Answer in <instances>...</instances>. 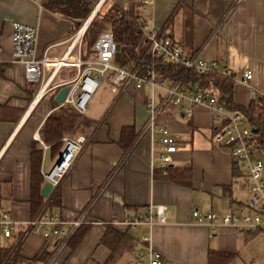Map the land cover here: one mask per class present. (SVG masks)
<instances>
[{"label": "crops", "instance_id": "obj_1", "mask_svg": "<svg viewBox=\"0 0 264 264\" xmlns=\"http://www.w3.org/2000/svg\"><path fill=\"white\" fill-rule=\"evenodd\" d=\"M45 1L0 0V212H7L17 224L11 235L17 239L20 256L16 264H45L49 259L50 264H134V241L141 235H149L151 247L161 255L160 264H207L209 251L230 254L225 264H264V231L221 224L210 231L204 224L192 223L194 209L220 217L228 210L245 211L250 198L241 170L227 151L212 141L215 124L204 106L194 108L189 117L168 106L157 120L176 141L169 166L190 168L186 183L164 176L151 163L155 156L151 139L156 134L138 135L147 119L145 102L150 96L157 101L161 88L151 92L146 85L129 87L115 95L106 81L108 93L99 102H89L81 115L87 126L80 152L58 186L45 198L40 196L43 204L32 212L28 201L30 147L33 143L40 151V175L51 165L56 150L41 141L39 131L46 117L60 106L53 103L60 87L36 97L37 86L26 83L22 66L11 61L10 24L18 22L36 30L34 53L37 57L44 54L50 83L68 82L77 71L72 64L75 24L46 10ZM109 6H126L125 11L135 14L143 40L147 32L155 30L185 52L197 51L204 60L221 63L234 79L231 102L235 106L245 108L264 92V0L102 1V8ZM86 50L81 47L82 52ZM62 57L65 63L54 68ZM246 69L252 76L248 85H243L239 76ZM184 89L190 90L186 84ZM124 127L133 135L131 140L122 137ZM120 142L128 146L122 148ZM43 183L41 180V186ZM53 196L57 204L45 205ZM148 204L164 205L167 222L150 228L122 224L124 219L142 214ZM44 206L64 218L86 210L91 222L71 243L70 238L63 248L53 251L50 240L23 231L24 223ZM106 226L120 236L113 247L104 243L110 234ZM7 241L0 237V242ZM40 250L44 254L33 259Z\"/></svg>", "mask_w": 264, "mask_h": 264}, {"label": "built area", "instance_id": "obj_2", "mask_svg": "<svg viewBox=\"0 0 264 264\" xmlns=\"http://www.w3.org/2000/svg\"><path fill=\"white\" fill-rule=\"evenodd\" d=\"M102 1L94 0L86 27L94 16L93 12L99 10ZM121 9L126 10V6ZM137 21L140 19L137 18ZM77 32L71 37L76 49V56L72 61L77 70L76 75L68 82L52 84L48 80V75H45L44 54L37 57L34 53L36 30L18 22L10 24L11 61L22 66L23 78L26 83L37 86L36 97L40 98L50 89L67 85L68 90L62 104L70 105L78 114L82 115L92 94L104 80L110 83V91L115 95L129 87L139 89L146 85L151 92L155 88H161L163 93L157 101H154L150 96L145 102L147 119L138 135L139 137L148 133L151 137L153 133L156 134V138L151 139V149L155 152L151 163L161 170L170 164L172 154L176 150V141L166 126L157 123L159 115L168 106H173L189 117L194 108L204 106L209 113L211 123L216 126L212 133V141L218 147L225 149L239 167L244 187L250 193V198L245 211L228 210L220 217L211 211L201 212L194 209L190 213L192 223L195 225L204 224L210 231H213L219 224L229 225L236 229L264 231V165L254 144V133L251 132V128L238 112L224 110L207 92L184 89L183 79L187 70L202 73L214 68L233 78L228 70L219 62L204 60L197 51L185 52L178 43L169 37L151 30L144 37V55L177 63L183 69L182 73L165 84L158 78L151 65L142 70L139 69V64L131 67L112 65L111 61L117 51L115 50L116 43L109 30H102L97 34L88 55L81 51L83 33L76 36ZM64 63L65 58L62 57L55 62L54 68H58ZM251 76L250 69L244 70L239 76L240 83L248 85ZM261 96L264 97V92ZM220 120L223 121L220 122ZM85 140L83 134L71 137L63 136L60 139L61 145L53 156L51 165L47 170L41 172L43 181L50 184L51 190L58 186L68 172ZM41 146L45 148L44 144ZM167 218L168 213L164 205L148 204L142 214L126 218L122 224L130 228L140 225L150 228L152 225L166 223ZM90 222L86 210H80L64 218L53 214L44 206L24 223L23 231L24 234L33 232L44 240H50L53 243V251H56L63 248L80 226ZM16 225L7 212H0L1 238L9 239ZM134 247L136 252L134 264L161 263V255L151 247L149 235L139 236L134 241ZM50 263L49 259L45 264Z\"/></svg>", "mask_w": 264, "mask_h": 264}, {"label": "trees", "instance_id": "obj_3", "mask_svg": "<svg viewBox=\"0 0 264 264\" xmlns=\"http://www.w3.org/2000/svg\"><path fill=\"white\" fill-rule=\"evenodd\" d=\"M93 3L94 0H46L43 7L51 13H58L69 18L74 22L75 26H78L81 20L85 19L88 15L89 9ZM95 17L107 23V27H109L107 29L111 32L114 42L119 46V61L122 66L131 67L139 64V69L142 70L151 65L158 78L164 81V83H168L182 73L183 69L177 63L166 62L161 58H150L144 55L145 41L141 38V23L137 21V16L135 14L122 10L117 6H109L104 11L101 5ZM142 40L144 41V45H142ZM89 53L90 48L86 50L85 54L88 55ZM183 83L193 91L207 92L214 97L215 102L221 105L224 110L228 112H238L250 128L256 129L253 136L254 144L264 165V97L260 96L257 100H251L245 108L235 106L231 102L234 79L214 68L202 73L195 70H187ZM80 126H87L86 120L70 105L62 104L57 106V108L46 117L40 128L39 137L51 151L56 150V153L61 145L60 138L67 132L72 134L76 133V130L79 129ZM215 127L216 126H214L213 129H215ZM121 135L122 137L129 136V140H131L133 136L127 127L122 128ZM120 146L126 148L128 144H122L120 142ZM40 158V151L36 150L32 143L29 153L32 178L30 183V198L28 200L32 212L39 209L44 201L39 195L41 180L43 181L41 174H38V163ZM161 171L164 173V176L176 180L177 182L186 183L185 180L190 176L189 167L185 170H181V168L168 165ZM55 198V196L51 197L49 201H46L45 205L57 204ZM83 226L85 225L80 226L76 230L70 239V243ZM106 230H108L110 234L105 237L104 243L113 247V245L119 242L120 236L116 231L112 230L111 227L109 228V226H106ZM7 240L9 242H0V264H16L20 260L16 242L17 239L14 240L10 237ZM42 254H44V250H40L36 253L33 259H39ZM230 256L231 255L228 253L209 251L207 254V264H225L230 259Z\"/></svg>", "mask_w": 264, "mask_h": 264}, {"label": "rangeland", "instance_id": "obj_4", "mask_svg": "<svg viewBox=\"0 0 264 264\" xmlns=\"http://www.w3.org/2000/svg\"><path fill=\"white\" fill-rule=\"evenodd\" d=\"M105 10L106 9L104 8V11ZM89 14H90V11L88 12V15L86 16V18L81 20V23L78 26H74V29L72 30L73 35L76 31L79 32V30L81 29V27L85 23L86 19L88 18ZM107 28H109V27H107V23L103 22L102 20L95 17V15H94L92 17L90 23L86 27V31L83 33V35L81 37V47H83L84 49H89V45L91 44V42H93V40L97 36V34L102 30H108ZM118 59H120V55L117 56V54L115 53L113 56V59L111 61V64L118 66ZM106 93H108V84H107L106 80H104L99 84L96 91L92 94V96L90 98V103L99 102L101 97L104 96ZM85 127L86 126H80L79 129L76 130L77 132L74 134L83 133V135L86 136L84 134L86 132ZM74 134L67 132L65 135H74Z\"/></svg>", "mask_w": 264, "mask_h": 264}, {"label": "water", "instance_id": "obj_5", "mask_svg": "<svg viewBox=\"0 0 264 264\" xmlns=\"http://www.w3.org/2000/svg\"><path fill=\"white\" fill-rule=\"evenodd\" d=\"M91 10H92V7H90L89 11H91ZM97 13H98L97 10H95L93 12L94 15H96ZM118 49H119L118 44H115V50L117 51ZM67 90H68L67 85H63L62 87H60L53 97V103H55L56 105H61L63 103L64 95H65ZM251 132L255 133L256 129L251 128ZM50 190H51L50 184L47 182H44L42 184V186L40 187V190H39L40 196L42 198H45L48 195V193L50 192Z\"/></svg>", "mask_w": 264, "mask_h": 264}, {"label": "bare ground", "instance_id": "obj_6", "mask_svg": "<svg viewBox=\"0 0 264 264\" xmlns=\"http://www.w3.org/2000/svg\"><path fill=\"white\" fill-rule=\"evenodd\" d=\"M86 24H87V21H85V23L83 24V26L81 27V29L79 30V32L76 34V36H80V34L84 33V30L86 28Z\"/></svg>", "mask_w": 264, "mask_h": 264}]
</instances>
